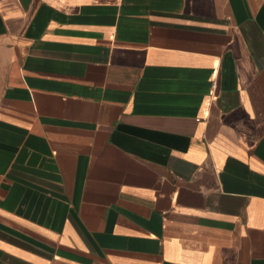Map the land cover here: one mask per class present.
Masks as SVG:
<instances>
[{
  "label": "crops",
  "instance_id": "obj_1",
  "mask_svg": "<svg viewBox=\"0 0 264 264\" xmlns=\"http://www.w3.org/2000/svg\"><path fill=\"white\" fill-rule=\"evenodd\" d=\"M0 264H264V0H0Z\"/></svg>",
  "mask_w": 264,
  "mask_h": 264
}]
</instances>
